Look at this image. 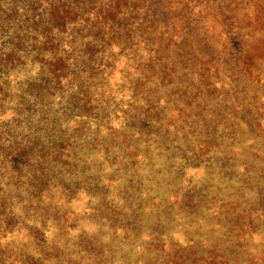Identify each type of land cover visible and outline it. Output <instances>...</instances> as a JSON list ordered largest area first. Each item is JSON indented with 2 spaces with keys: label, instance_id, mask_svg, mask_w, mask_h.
<instances>
[{
  "label": "rangeland",
  "instance_id": "374dc122",
  "mask_svg": "<svg viewBox=\"0 0 264 264\" xmlns=\"http://www.w3.org/2000/svg\"><path fill=\"white\" fill-rule=\"evenodd\" d=\"M0 264H264V0H0Z\"/></svg>",
  "mask_w": 264,
  "mask_h": 264
}]
</instances>
